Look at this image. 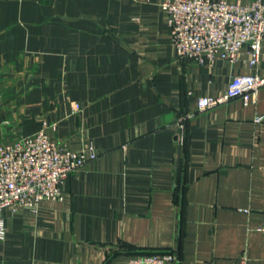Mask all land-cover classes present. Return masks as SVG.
I'll return each mask as SVG.
<instances>
[{"label":"crops","instance_id":"1","mask_svg":"<svg viewBox=\"0 0 264 264\" xmlns=\"http://www.w3.org/2000/svg\"><path fill=\"white\" fill-rule=\"evenodd\" d=\"M161 1L0 0V143L44 129L96 153L61 199L0 210V264L169 248L175 264H264V85L197 109L235 74L264 76V40L253 66L248 46L233 63L181 58Z\"/></svg>","mask_w":264,"mask_h":264},{"label":"built area","instance_id":"2","mask_svg":"<svg viewBox=\"0 0 264 264\" xmlns=\"http://www.w3.org/2000/svg\"><path fill=\"white\" fill-rule=\"evenodd\" d=\"M171 40L181 58L211 65L216 60L233 63L241 47L249 48V64L256 65L264 40V0L247 3L227 0H162ZM264 85V76L235 74L223 93L198 98L197 109L205 110L234 97L253 99ZM179 142L183 124L178 123ZM96 153L63 150L44 129L0 143V210L25 206L35 209L43 199H61V185L69 175ZM264 233V226L257 228ZM6 228L0 220V239ZM173 249L131 254L126 264H175ZM235 264H245L241 259Z\"/></svg>","mask_w":264,"mask_h":264},{"label":"trees","instance_id":"3","mask_svg":"<svg viewBox=\"0 0 264 264\" xmlns=\"http://www.w3.org/2000/svg\"><path fill=\"white\" fill-rule=\"evenodd\" d=\"M168 250H171V249L169 248V249H165V250H133V251H131L130 255H131V254H137V253H154V252H162V251H168Z\"/></svg>","mask_w":264,"mask_h":264}]
</instances>
